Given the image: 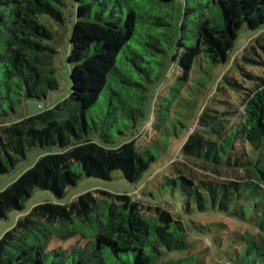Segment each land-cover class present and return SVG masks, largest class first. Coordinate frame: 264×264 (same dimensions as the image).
Returning a JSON list of instances; mask_svg holds the SVG:
<instances>
[{"label":"trees","instance_id":"trees-1","mask_svg":"<svg viewBox=\"0 0 264 264\" xmlns=\"http://www.w3.org/2000/svg\"><path fill=\"white\" fill-rule=\"evenodd\" d=\"M76 1L67 52L70 92L30 113L28 100L44 101L60 90L57 32L45 16L63 23L65 2L0 0V175L26 158L29 149L48 150L0 190V219L23 210L36 188L61 199L84 176L110 180L120 170L135 183L159 162L154 139L145 149L137 144L150 116L131 139L110 147L90 136L86 112L111 73L132 84L133 71L117 66L121 53L132 55L134 65L142 53L167 55L161 41H172L173 0ZM192 1L184 7L169 56V68L187 81L194 71L227 65L242 28L249 35L263 32L245 48L238 63L241 78L223 76L194 131L182 120L174 135L157 131L170 141L186 135L179 149L182 160L173 162L157 187L171 204L145 206L142 197L106 189L86 191L69 203H39L0 237V264H195L196 254H171L193 250L186 215L209 211L248 223L254 230L231 234L229 253L239 264H264V0ZM199 93H190L193 105ZM123 95V102L137 103L135 110L128 104L131 114L142 116L144 92ZM165 122L161 117L157 126ZM163 144L160 156L169 152V141ZM175 193L181 205L171 197ZM219 225L197 229L209 233L212 226L219 231ZM215 239L220 245L221 236Z\"/></svg>","mask_w":264,"mask_h":264},{"label":"rangeland","instance_id":"rangeland-1","mask_svg":"<svg viewBox=\"0 0 264 264\" xmlns=\"http://www.w3.org/2000/svg\"><path fill=\"white\" fill-rule=\"evenodd\" d=\"M64 2L63 11L65 13V20L63 23L56 22L50 16H45L46 23L57 32L56 40L53 43L58 51L56 54V66L60 90L54 93L55 97H52L51 94L44 101L36 99L28 100L27 111L30 113L39 111L40 103L45 107L46 105H50L51 100L55 101L65 98L71 89L70 65L67 60V52L69 50V36L76 19L78 4L76 0H64ZM187 4L192 5L193 1L173 0L171 3L172 17L169 21L171 24L172 41L169 45L161 41L162 46L165 48L168 46L167 55L142 53L141 57L135 59L136 65H134V61L131 58L132 55L121 53L118 57L117 66H121L123 70L127 68L133 71L132 84L129 85L122 82L117 73H111L107 87L100 94L97 103L86 112L91 125L90 136L95 141L110 147L118 146L131 139L136 129H141L139 123L145 122L144 120H147L150 116L151 121L144 129L142 128L143 133L137 138V144L140 149H145L149 145V142L154 139L155 141L151 142V147L153 152L159 156V162L157 164L154 163L144 173L143 177L135 183L126 180L120 170L115 171L110 180L84 176L76 185L69 186L64 197L61 199L57 198L50 190L36 188L31 197L23 203V210H12L9 212L7 218L0 219V237L5 231L15 225L20 215L30 211L33 206L45 201L69 203L79 194L89 190L106 189L115 193H130L136 199H141L142 197L145 206L162 205L163 203L170 202L158 191L157 187L163 182L164 177L172 172L173 162L182 160L179 149L186 135L181 134L179 138L170 141L169 135L168 137L165 135L166 133L162 134L160 132L157 134V131L163 130L162 132H164V130L168 129V132L174 135L176 127L180 126L178 123L181 120L190 126L189 131H194L197 127L200 114L206 105L211 104L210 101L214 96L215 89L221 84L223 76L230 75L239 79L241 78L238 63H241L245 48L254 42L258 34L263 32L249 35L248 29L246 27L242 28L235 43V51L227 65L215 70L207 68L205 72L194 71L191 74L192 80L187 81L184 79L183 73L177 74L175 70H172V67L169 68L173 63L170 61L169 56L174 51L176 40L179 36V23L183 18L184 7ZM142 36H145V33ZM256 71L260 72V69ZM201 83H204L206 87L203 88ZM194 90L200 91L197 97V106L191 102L192 97L190 93L194 92ZM141 91L144 92V96L146 97L142 106L143 115H137L135 112L132 115L128 106L130 102H123L125 98L123 94L132 95L134 92L140 93ZM111 101H113V104H111ZM130 105H132L131 110H135L138 107L136 102L130 103ZM193 106L196 107L193 108ZM160 116L166 119V126L162 125V123L160 124L161 127L157 126L160 123ZM133 125L135 127H132ZM168 141L170 143L169 152L160 156L162 153L160 144L164 145L163 143L166 144ZM47 151V148L39 146L29 149L26 158L17 162L9 172L0 175V190L17 179L21 173L37 161L40 155ZM171 197L176 204L181 205V197L178 193H175ZM146 214L152 215V212L147 211ZM185 222L189 232V240L194 244L193 250L192 252L173 253L171 256L184 257L196 254L197 260L195 264H239L237 259L229 253L231 234L237 231L243 233L246 230H254L248 223L234 219L219 211L186 215ZM207 224H221L222 227L218 231L217 227L212 226L211 230L208 231L209 233H204L201 229H197L199 226ZM216 234H219L222 238L220 245L215 239Z\"/></svg>","mask_w":264,"mask_h":264}]
</instances>
